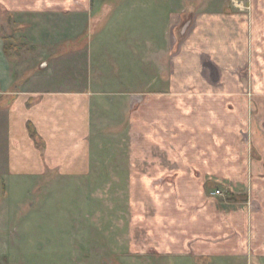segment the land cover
<instances>
[{
    "label": "rangeland",
    "instance_id": "374dc122",
    "mask_svg": "<svg viewBox=\"0 0 264 264\" xmlns=\"http://www.w3.org/2000/svg\"><path fill=\"white\" fill-rule=\"evenodd\" d=\"M109 1L117 5L121 0ZM119 5L117 12L125 15L116 18L113 27L104 18L96 17L91 24L83 19L61 20L52 14L26 29V24L18 25L11 18L0 16L4 48L18 78L38 70L42 61L55 54L49 69L28 75L33 86L70 89L89 86L92 76L98 81H93L98 94L93 104L91 162L86 176L0 178V264H264V257L205 258L189 252L185 229L187 198L176 191L185 190L192 180L158 178V157L168 155L169 145L175 144L169 130L158 133V123L172 124L171 116H186L182 105L186 100L178 101V110L175 101L164 95L173 90V75L178 78L174 83L176 90L187 89L189 68L182 64L171 66V61L173 55L182 56L196 21L188 19V13L184 18L180 13L185 11L183 8L216 10L225 5L227 14L235 12L237 17L226 20L227 27L221 30L227 41L220 50L232 53L238 65L230 66L222 56L210 57L196 72V79L207 81L194 86L198 91L210 87L237 91L241 87L243 93L250 94L243 101L238 99L247 104L236 107L244 108L248 116L258 114L253 122H264V0H123ZM93 7L102 12L99 17L106 16V3L97 1ZM113 29L120 31L119 36ZM37 31L53 40L68 37L74 31L81 34L75 44L65 43L66 38L56 42L55 53L43 51L36 43V34L27 35ZM117 78L129 82V90H123ZM236 79L242 80L243 85ZM251 96H256L252 102ZM226 98L220 93L211 98L212 107L217 109L213 111L216 115L211 116V147L206 150L218 154L225 147L226 153L232 154L239 142L238 148L246 153L242 143L247 141V134L236 139L233 130L241 113L231 110L235 109V99ZM1 120L0 133L5 120L2 111ZM220 120L227 124V131H219ZM252 121L247 117V122ZM180 124L185 128V122ZM220 134L226 138H218ZM178 136L186 138L185 131L179 130ZM161 140L167 145H159ZM256 142L263 146L264 137H256ZM176 147L184 153L190 151L180 144ZM202 181L196 179V186L200 188ZM211 182L205 188L208 196L216 185ZM260 186L264 187V182ZM220 188L224 195L219 198L235 199L233 192L225 191L221 185ZM205 197L197 194L196 202L205 201ZM256 197L264 203V195ZM196 212L199 215L203 211ZM175 235L179 236L177 241L173 239L172 249L176 250L161 251L162 243ZM182 251L185 253H179Z\"/></svg>",
    "mask_w": 264,
    "mask_h": 264
},
{
    "label": "crops",
    "instance_id": "0c3cea01",
    "mask_svg": "<svg viewBox=\"0 0 264 264\" xmlns=\"http://www.w3.org/2000/svg\"><path fill=\"white\" fill-rule=\"evenodd\" d=\"M97 1L106 3V16L99 17L102 12L96 8L93 10V4ZM122 1L116 5L109 0H0V16L4 15L3 18L7 20L11 18L12 22L15 21L18 25L26 24V29H32L37 20L40 24L52 14L57 15L61 20L83 19L89 20L91 24L96 17L104 18L113 27L116 18H123L125 15L123 12H117ZM225 7L216 10L204 9L205 7H192L190 10L183 8L185 11L180 13L182 18L188 13L187 18L196 21V29L194 27L195 31L189 33L184 51H181L182 56L173 55L171 61V66L182 64L189 68L186 75L187 89L176 90L177 85L175 86L174 83L178 78L173 75L171 77L173 90L164 95L175 101L178 110L180 109L178 101L186 100L182 103L186 116L182 119L171 116L172 124L161 122L162 126H159L158 123V133L169 130L171 141H175V144L169 145L168 155L158 157V178L192 180L187 183L189 185H185V190L176 191L177 194L187 198L185 229L186 241H189L186 247L189 252H195L197 256L205 258L240 255L254 259L264 257V203H260L256 197L264 195V187L260 186V183L264 182V145L256 142V137H264V122H253V119L259 118L258 114L249 113L248 116L244 108L240 107L239 110L236 107L245 103L238 99L243 101L250 94L243 93L241 87L237 91L227 90L225 87L220 91L210 89L212 87L198 91L194 86L196 82L207 81L196 79V72L211 58L222 56L230 66L238 65L237 61L233 60L232 53L228 54L225 50H220L221 46L226 47L227 40L221 31L227 27L226 20L237 17L235 12L230 13L231 15L227 14ZM40 29L43 28L40 26ZM76 31L70 33L68 37L55 38L56 40L42 34L41 31L28 32L27 35L36 34V43L42 46L43 51L49 49L56 53L58 51L55 43L62 42L63 38H66L65 43L75 44L78 35L81 34V31L78 33ZM1 32L0 30V114L1 111L5 114V120L4 128L0 133V178L14 179L18 176L83 178L90 170L92 111L98 94L97 89H94L93 81L96 83L98 81L92 76L94 80H90L89 86L70 89H44L33 86V80L28 75L49 69L51 58L57 55L53 54L52 57L46 58V61H42L38 70H31L24 77L18 78L13 69L12 59L4 48V37ZM113 32L115 36L120 34L119 30L116 32L113 29ZM114 70V73L119 71ZM107 81L112 82L110 79ZM231 81L235 82V79ZM236 81L243 85L242 80L236 79ZM118 83L122 84L123 90H129V82L124 78L118 80ZM218 93L235 99V109L231 110H235V113L239 110L241 114L233 130L237 134L236 139L242 136V133L247 134L245 136L247 141L244 142L246 144L242 143L247 148L246 153L238 148L240 147L238 141L236 153L227 154L225 147L218 154H211L210 149L206 150L211 147V116L213 113L216 115L213 111L217 109L215 105L214 108L212 107L211 98ZM121 94L130 95V93ZM254 98L251 96V102ZM254 105L256 106L257 103ZM230 113L232 112H228ZM247 117L252 121L251 123L247 122ZM181 121L185 122V128H182ZM163 124L167 125L168 129L166 126L163 127ZM218 129L227 131L224 120ZM179 130L185 131L186 138L182 139L178 136ZM218 138L225 139L226 135L220 134ZM253 141L255 142L252 143ZM167 143L161 140L159 145L163 146ZM178 144L186 146L185 148L190 151L184 153L177 149ZM254 148L257 153L250 152L255 150ZM194 179H203L200 188L196 186ZM208 181L216 182L209 196L205 190ZM220 185L226 188L225 191L234 193L233 201L219 198L224 195ZM216 189L221 190V195L212 194ZM199 193L207 196L201 203L196 202L195 199ZM211 199L217 202H208ZM197 210L203 212L198 215ZM213 213L215 215H212ZM231 229H234L233 233H230ZM191 234H197L199 237H191ZM170 237V241L162 243L161 251L176 250L172 249L175 243L173 239L177 241L179 236Z\"/></svg>",
    "mask_w": 264,
    "mask_h": 264
},
{
    "label": "built area",
    "instance_id": "2783aa9c",
    "mask_svg": "<svg viewBox=\"0 0 264 264\" xmlns=\"http://www.w3.org/2000/svg\"><path fill=\"white\" fill-rule=\"evenodd\" d=\"M221 190L216 189L214 192H212L213 195H221Z\"/></svg>",
    "mask_w": 264,
    "mask_h": 264
},
{
    "label": "trees",
    "instance_id": "16d2710c",
    "mask_svg": "<svg viewBox=\"0 0 264 264\" xmlns=\"http://www.w3.org/2000/svg\"><path fill=\"white\" fill-rule=\"evenodd\" d=\"M6 50V49H5Z\"/></svg>",
    "mask_w": 264,
    "mask_h": 264
},
{
    "label": "water",
    "instance_id": "95a60500",
    "mask_svg": "<svg viewBox=\"0 0 264 264\" xmlns=\"http://www.w3.org/2000/svg\"><path fill=\"white\" fill-rule=\"evenodd\" d=\"M44 66V65H43Z\"/></svg>",
    "mask_w": 264,
    "mask_h": 264
}]
</instances>
